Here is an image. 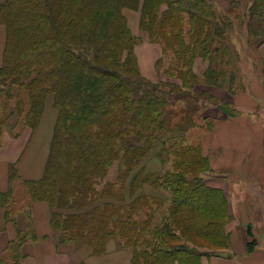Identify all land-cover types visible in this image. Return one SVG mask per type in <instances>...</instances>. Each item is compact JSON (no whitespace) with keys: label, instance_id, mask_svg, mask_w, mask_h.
<instances>
[{"label":"trees","instance_id":"16d2710c","mask_svg":"<svg viewBox=\"0 0 264 264\" xmlns=\"http://www.w3.org/2000/svg\"><path fill=\"white\" fill-rule=\"evenodd\" d=\"M250 3V21H256L248 27L250 36L264 44V0ZM125 9L141 10V30L171 56L180 87L171 84L167 92L142 76ZM224 13L215 0H0L6 30L0 135L20 128L16 138L36 129L51 95L59 111L43 177L26 181L16 166L10 168L9 191L0 193L7 221L16 223L35 201L48 202L59 244L87 246L101 255L117 236L132 248V264H201L203 257L229 250L228 199L206 185L209 159L195 145L178 142L187 127L172 126L166 110L172 104L187 113L214 108L226 117L240 115L229 101L192 92L198 84L231 94L246 89L231 67L228 37L237 25ZM198 58L208 62L201 78L194 71ZM157 144L174 157V170L155 177L134 173ZM116 162L118 178L106 182ZM147 184L170 196L163 212L145 192ZM28 238H35L32 226L17 239L23 244ZM255 245L248 241L247 251Z\"/></svg>","mask_w":264,"mask_h":264},{"label":"crops","instance_id":"0c3cea01","mask_svg":"<svg viewBox=\"0 0 264 264\" xmlns=\"http://www.w3.org/2000/svg\"><path fill=\"white\" fill-rule=\"evenodd\" d=\"M130 11H125V15ZM135 12L141 14V10ZM5 41L6 30L0 26V67ZM148 45L142 51L135 48V53L142 76L153 82L152 69L162 54L160 46L157 51L155 43ZM255 61L257 67L246 73L245 90L236 91L232 97L223 91L216 94L240 112L236 117L225 116L216 121L203 149L215 173L206 180L208 186L221 189L228 199L230 220L226 232L231 246L218 256L203 257L201 264H264V50ZM48 108L57 120V112L48 106L36 129H26L6 147H0V193L9 191L13 165L23 180L38 181L43 177L55 128L54 119L45 127ZM31 205L30 210L16 216V223L7 221L0 206L2 264H132L133 250L114 241L107 243V250L101 255L93 254L87 246L59 244L51 226L50 204L39 200ZM29 226L35 231V238L19 244V231L26 232ZM253 240L255 248L248 252L247 242ZM12 245L19 252L18 259L12 255Z\"/></svg>","mask_w":264,"mask_h":264},{"label":"rangeland","instance_id":"374dc122","mask_svg":"<svg viewBox=\"0 0 264 264\" xmlns=\"http://www.w3.org/2000/svg\"><path fill=\"white\" fill-rule=\"evenodd\" d=\"M215 1H217V4H218V6H220V9H223V11L226 12V13H224V15L232 16V20H234V22L237 25V27L234 28L235 30L232 31V33H231L232 36L228 37L229 43H230L231 49H232V56H233V62L231 64V67L233 69H236V71H237V73H236L237 78L236 79L238 80L239 78H241L243 83L247 87L246 73H247V71L253 69L254 67H257L258 64L255 61L256 57L260 51L264 50V47H263L264 44H260V43H258V40L251 38L250 33H249L248 27H250V25H252L254 27L256 26V21H250V16L248 13V8H249V6L251 4L250 2L252 0H215ZM125 11H130V9H125L124 14H125ZM131 11H133L134 13H132ZM131 11L126 12V15L128 17L126 15L125 16L127 17V20H129V22H128V24H130V25H128L129 29L132 31V34H134V36L137 38V45L135 48L142 51L143 49H145L146 46H149L148 44H152V43L149 40L148 33L141 30V27H140L141 14L139 12H135L133 9ZM224 18H225V16H224ZM153 43H155V42H153ZM155 44L157 45V47H156L157 49L155 47L154 48L157 51H159V46H160L162 55L160 56L161 57L160 60L157 62V64H155V67L152 69L154 71V78H153L154 81L152 83L162 84L161 87L164 88L165 90H167V92H169L168 91L169 89L174 88L171 86V84H174V86L178 85L180 87V85H182V81L176 75V70H177L176 64L174 67L171 56L170 55H167V56L164 55L162 52V46L158 43H155ZM249 57L252 60H250ZM253 57H255V59ZM207 67H208L207 61L203 60L202 58L196 59L195 64H194V71H195V73H197L199 75V78H201V76L205 73ZM171 71H175V74H170L169 72H171ZM177 89L180 90V88H177ZM183 89H185L187 91H192V90L187 89L185 87ZM222 91L225 93L227 92L225 89L223 90L220 88H211V87H207L203 84H198L196 86V88L193 89L192 92L197 93V94H199V93L201 94L203 92H210V94H212L214 97H217L216 94L217 93L222 94ZM226 94L232 97L233 95L236 94V92L234 94L227 92ZM48 106L52 107L53 108L52 110L53 111L55 110L58 114L59 111L54 106V96L53 95L48 97L45 109ZM166 110H167V113L170 114L172 126H175L176 124H178L179 125V127H178L179 131H180V129H182V127H184V126L187 127V132H186L185 137H184L185 139L178 141V142L181 144L195 145L204 156L205 154L203 153V149H204L205 142L208 139V135L213 131V130L210 131V128H211L210 126L211 125L215 126L216 121H218L219 119H224L225 118L224 113H221V112H219V110H216L214 108L208 109L205 112H201V113L199 112L197 114L194 113L192 110H190L191 111L190 113H187L189 111H182L181 109H179L178 107H176L172 104L169 105V107ZM55 116H56V114L52 111H49V108H48V115L46 117L45 127L47 125L49 126L51 124L50 123L51 119L52 120L54 119L52 121V123L56 124ZM190 117L191 118L193 117V121L186 122L185 120L189 119ZM205 118L207 119L206 121H205ZM194 122L196 123V125H194ZM197 124H198V126H197ZM17 129L19 130L20 128H17ZM26 129H30V128H26ZM26 129H24L23 132ZM31 130H33V129H31ZM17 131L14 130V133H12V134L7 133V132L2 133V135H0V147H6L8 145V142L12 138H14V135L17 133ZM168 146H169V144H168ZM177 146H179V145H177ZM161 148H162V145L157 144V146L153 150H151L143 160H141L136 165H134V167H133L134 173H138V172H140V170H145L146 174L155 177V176H161L164 173L171 172L172 170H174V161H175L174 157L170 153H169V155H167L166 151H164V150L161 151ZM174 148H175V146H174ZM49 149H50V143H49ZM49 152H50V150H49ZM210 168H211V166H210ZM118 173H119L118 163L116 162L114 164V166L112 167V169L109 173V176L106 179V182H115L118 178V175H119ZM130 175H128L129 176L128 179L130 178ZM211 176H215V173L212 171V169H211V171L205 172V177H204L205 180L204 181H205L207 186H208V182L206 180H209V177H211ZM20 184L21 183H18L15 188H17L16 193L18 191V195L22 196V195H24V191L21 188L22 186ZM119 189H120V186L118 184L115 188V192ZM218 190H221V189H218ZM123 191L125 192L126 190H123ZM145 192L150 197L155 196V198H157L156 203H153V199H151V200H152V204L158 208L159 212H163L164 209L168 207L170 196L165 195L166 193H164L163 191H159L158 189L154 188L153 186L147 184L145 186ZM127 202H129L128 198L125 199L126 204H127ZM159 214L160 213L157 214V218L159 217L158 216ZM139 216H140V219L145 218V214L139 215ZM155 222H157V220H154V223ZM190 233H191V231H190ZM193 238L199 244H201L203 246L207 245V242L204 241L203 239H197V237H195V236H193ZM110 241H114L120 247L121 246L124 247V241L122 239L118 238L117 236L110 238L108 240V242H110ZM106 250H107V248H106Z\"/></svg>","mask_w":264,"mask_h":264}]
</instances>
